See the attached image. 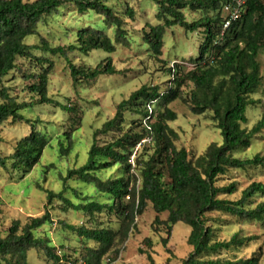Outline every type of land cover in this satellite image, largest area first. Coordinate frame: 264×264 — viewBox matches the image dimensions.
<instances>
[{"label":"trees","instance_id":"16d2710c","mask_svg":"<svg viewBox=\"0 0 264 264\" xmlns=\"http://www.w3.org/2000/svg\"><path fill=\"white\" fill-rule=\"evenodd\" d=\"M158 7V24H148L143 29V42L149 47L153 58L161 60L164 36L168 29L180 26L190 32L203 31L205 39L195 58L194 68L183 75L182 67L171 72L173 86L161 92L157 86H143L122 100L113 118L106 121L93 134V143L86 163L68 169L62 177L64 188L55 193L44 190L48 204L61 202L63 212L73 210L90 217L97 214L114 215L120 221L118 230L107 227H76L59 221L63 230L75 232L79 238L96 243L87 247L82 264H105L118 243L125 242L136 228V219L151 205L157 215L168 213V219L160 221L167 237L162 238L167 246L173 227L183 222L191 228L187 240L191 253L183 264H261L263 250L260 248L250 257L223 259V253H231L256 242V235L242 236L233 233L229 239H218L217 222L211 214H223L247 222L264 221V201L256 206L252 200L264 197V183L252 182L241 191L237 200L229 197L239 191V183L232 181L218 186L220 178L231 171L259 169L264 172V153L252 158H237L234 154L250 149L252 140L264 131V110L258 122L248 129L247 110L259 102L253 98L261 86L262 75L259 56L264 49V0H245L242 16L224 30L227 14L222 0H148ZM108 0H0V127L7 121L20 123L25 119L22 111L42 105L57 104L48 96L49 74L54 62L34 52L60 57L69 64L74 86L96 82L104 76L119 74L112 57L101 61L96 67H78L71 63L70 54L89 56L94 51L108 54L116 52L117 45L128 46L131 42L124 20L107 4ZM73 8L79 15L94 13L101 16L103 25H89L77 30L76 41L69 46H52L41 37L39 45H29L26 40L38 36L39 25L62 8ZM186 11L202 13L199 19L188 21ZM126 15L135 18L132 8ZM114 29V38L107 33ZM18 59H27L40 68V72L25 76L34 81L28 87L38 97L33 102H19L11 94L4 80L17 67ZM185 82L192 83L189 101L191 112L200 116L212 113V121L221 131L223 144H211L199 156L178 148V133L169 126L177 120V113L168 106L178 99L185 101L180 88ZM188 102V99H187ZM71 112V109L62 107ZM134 119L126 126V115ZM1 143V138H0ZM73 130H65L58 140L60 156L68 157L73 149ZM51 146V139L32 125L31 132L19 139L14 152L0 155V168L14 172H29L41 161L44 151ZM116 168L117 175L102 178L101 174ZM76 180L92 185L95 194L105 201L84 196L78 189L68 185ZM70 190L80 203L75 204L66 196ZM104 195H108L106 198ZM47 224H53L48 209L41 217L30 218L21 226L13 222L7 235L0 234V264H30L27 253L31 249L43 250L48 261L61 264L64 258L56 253L48 237L35 233ZM147 248L153 247L151 239H145ZM141 254H146L140 250ZM118 252L115 254V258ZM150 264L155 261L147 253ZM112 263L111 259L107 262Z\"/></svg>","mask_w":264,"mask_h":264},{"label":"rangeland","instance_id":"374dc122","mask_svg":"<svg viewBox=\"0 0 264 264\" xmlns=\"http://www.w3.org/2000/svg\"><path fill=\"white\" fill-rule=\"evenodd\" d=\"M107 4L124 20L131 42L126 47L117 45L113 54L98 50L89 56H84L76 52L70 54V61L78 67L87 68L96 67L101 61L112 57L119 74L101 77L90 84L74 86L66 60L36 50L34 52L36 56H44L54 62V68L49 74L48 96L57 104L35 106L22 111L25 119L30 120V123L27 121L13 123L9 120L0 127V155L3 157L14 152L17 141L31 132L32 125L51 139V146L44 151L40 163L33 170L14 172L10 164L8 169L0 168V234L6 236L13 222L20 221L21 226H24L30 218L41 217L48 209L53 224L43 226L35 235L48 237L51 245L56 248V253L64 258L61 264H82L86 248H94L96 243L79 238L75 232L63 230L59 221H65L76 227L86 225L90 228L107 227L114 230L119 229L120 221L114 215L106 213L97 214L93 218L73 210L63 212L60 209L61 202L58 200L48 204L44 190L55 193L63 190L62 177L67 175L68 169L78 168L86 163L94 132L114 117L117 106L122 100L127 99L143 86H157L161 92L167 91L173 86L174 72L171 70L177 65L183 69L180 75L193 69L195 64L193 60L198 57L199 48L205 39L203 31L190 32L180 26H174L166 31L163 55L161 60H157L153 58L149 47L144 44L142 31L148 24L159 23L156 17L158 7L148 0H108ZM128 8L134 10V19L126 15ZM185 13L188 21L202 16V13L190 11ZM89 25H103L102 17L94 13L79 15L73 8H62L39 25L38 36L29 37L26 42L29 45H39L43 37L52 46L73 45L77 30ZM106 33L114 38V29H107ZM259 62L262 82L253 95L259 103L247 110L249 122L243 127L248 129L258 122L264 110V49L259 56ZM17 64V69L5 78L4 85L11 88V94L18 97L19 102H33L38 97L31 94L28 87L34 84V81L25 80V76L40 72V68L27 59H18ZM192 89H194L193 84L185 82L180 88L185 101L178 99L168 106L178 116L176 121L169 123V126L179 135L177 147L185 148L190 154L199 156L213 143L222 145L223 137L221 131L216 128V123L212 121V113L197 116L191 112L189 94ZM62 107L71 109V112L62 110ZM138 118L140 117L127 113L126 126ZM65 130L71 132L73 130L74 134L73 149L68 157L60 156L58 151V140ZM259 153H264V131L252 140L250 149L240 150L234 156L241 159L252 158ZM114 175H117L116 168L103 172L101 177ZM232 181L239 183V191L229 198L237 200L241 196V191L252 182L264 183V172L259 169L245 172L231 171L220 178L217 185H226ZM68 185L78 189L84 196L105 201V198L95 194L92 185L76 180L68 181ZM66 196L75 204L80 203L72 191L68 190ZM104 196L109 198L108 195ZM262 201L264 197L258 195L252 200V205L256 206ZM151 207L150 205L146 212L136 219V228L131 231L125 242L117 244L114 251L105 259V264H150L147 253L152 255L155 264H183V260L192 251V247L187 244L191 228L183 222L177 223L170 234L168 245L163 246L161 240L168 236L166 227L155 222V219L165 221L168 219V213L157 215ZM210 217H214L217 221L214 227L219 230L218 239H229L233 233L259 237L248 247L223 253L221 258L250 257L262 248L261 264H264V221L247 222L223 214H211ZM148 238L153 244L151 249L144 243ZM140 250H144L146 254H141ZM117 252L118 256L115 258ZM27 257L30 264H52L43 250L31 249ZM108 259H111L112 263L107 262Z\"/></svg>","mask_w":264,"mask_h":264},{"label":"built area","instance_id":"2783aa9c","mask_svg":"<svg viewBox=\"0 0 264 264\" xmlns=\"http://www.w3.org/2000/svg\"><path fill=\"white\" fill-rule=\"evenodd\" d=\"M224 3V11L227 14V21L224 25V30L230 24L238 20L244 12L245 0H222Z\"/></svg>","mask_w":264,"mask_h":264}]
</instances>
